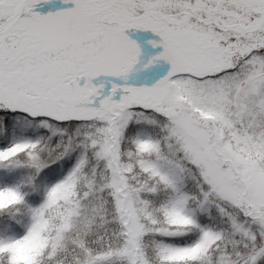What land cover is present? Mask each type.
<instances>
[{
	"label": "snow or ice",
	"instance_id": "6c2138e0",
	"mask_svg": "<svg viewBox=\"0 0 264 264\" xmlns=\"http://www.w3.org/2000/svg\"><path fill=\"white\" fill-rule=\"evenodd\" d=\"M0 264H264V0H0Z\"/></svg>",
	"mask_w": 264,
	"mask_h": 264
}]
</instances>
